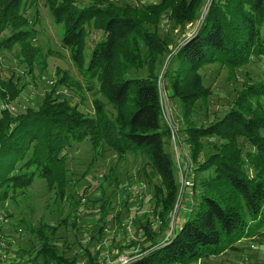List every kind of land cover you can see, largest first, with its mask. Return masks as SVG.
Masks as SVG:
<instances>
[{"label":"trees","instance_id":"16d2710c","mask_svg":"<svg viewBox=\"0 0 264 264\" xmlns=\"http://www.w3.org/2000/svg\"><path fill=\"white\" fill-rule=\"evenodd\" d=\"M83 1L79 5L75 0H47L51 16L62 26L61 41L69 49L75 68L83 75L88 90L95 88L94 83L98 85L95 93L104 102L95 99L93 113L89 115L76 104L48 94L37 108H28L21 114L13 116L9 109L0 110V203L15 198L16 191L28 189L35 178L42 179L48 188H55L62 197L67 183L65 151L72 144L87 142L95 153H113L116 165L129 155L146 159L149 172L143 168V176L150 183L152 179L157 180L152 184L154 204L150 212L162 221L160 227H152L154 219L140 213L141 201L135 209V196L125 200L121 212L119 208L114 211L116 205L109 197L104 199L102 192L104 181L118 185L113 167L104 180H99L97 198L84 204L79 199L85 195L80 193L75 202V206L81 204L91 215L98 213L86 236L87 246L96 247L107 236L105 231L113 219H118L120 225L134 211L133 231L138 242H131L125 248L136 251L137 256L129 264H195L198 260L219 256L251 237L264 226L262 118L250 108H232L210 124L196 125L188 119L196 103L204 101L209 94L199 74L203 66L220 63L230 71L242 66L253 54L264 56V0H207L205 3L204 0H159L140 7L117 6L108 0ZM23 2L0 0V58L3 51L18 46L19 58L31 74L34 65L44 64V57L32 44V29L20 14ZM209 2L205 19L195 34ZM167 16L175 26L193 27L173 47L158 79V59L169 46L160 38L157 28ZM89 23L102 31L103 38L95 44L86 62L84 25ZM141 70H145L146 77L129 75L130 71ZM64 77L60 83L69 82L81 90L79 84ZM166 78L171 89L169 97L179 101L186 122L182 130L185 137L175 133L176 145L183 152L186 181L190 171L194 170L197 177L209 172L206 178L198 177L191 184L189 191L195 202L189 200L183 205L188 186L185 184L179 199L180 183L174 174V164L164 150V139L173 128L166 121V115L165 124L161 122L165 114L161 92L165 99L168 96ZM12 79L4 81L0 77V103L9 104L20 95L19 79ZM250 88L245 92L252 99L259 93ZM257 89L262 88L254 86ZM107 106L110 111L106 110ZM238 137H243L255 149V154L246 153L247 162L240 156ZM212 138L226 142L217 147L213 145L214 153L202 159L204 140ZM192 163L195 168L191 167ZM249 168L257 170L259 175H249ZM180 203L182 209H179ZM173 215L174 222L170 218ZM74 217L71 222L65 218L56 226H39L35 231L39 248L30 253L33 258L27 255L25 264H36L37 259L41 264H79L76 256L66 259L59 254L57 244H50L48 235H54L61 225L68 224L74 231L78 230V220ZM9 229L11 237L16 230L11 226ZM170 230L171 237L165 241ZM109 245L117 247L110 240ZM83 252L86 264H100V251L84 247Z\"/></svg>","mask_w":264,"mask_h":264},{"label":"rangeland","instance_id":"374dc122","mask_svg":"<svg viewBox=\"0 0 264 264\" xmlns=\"http://www.w3.org/2000/svg\"><path fill=\"white\" fill-rule=\"evenodd\" d=\"M75 1L79 5L85 3L83 0ZM108 1L117 6L130 4L140 7L142 5H148L149 3H156L159 0ZM206 1L204 0V3ZM19 11L22 17L26 19L28 27L32 29V37L34 38L32 44L42 52L41 56L44 57V64L34 65L32 73L29 74L28 67L19 58L20 48L18 46H15L10 51L2 52L0 58V77L4 81L10 77H14V80L19 79L18 86L21 93L16 100L9 104L0 103V110L9 109L13 116L21 114L28 108H37L41 104L44 96L51 94L52 98L68 100L76 104L80 111L91 115L93 113V101L99 99L104 102V100L95 93L98 85L94 83L95 88L88 90V84L85 82L83 75L75 68L69 49L63 46L61 41L63 33L62 26L51 16L47 0H24ZM192 27L188 24L183 29L175 26L168 16L162 18L157 32L160 38L167 41L169 47L158 59L156 66L158 79L161 77V73L167 65V60L170 57V52L173 47L183 37L191 33ZM84 28L86 33L85 60L87 62L91 50L103 38V33L100 29L93 27L92 23L85 24ZM3 35H7V31L3 32ZM199 74L202 77L204 87L208 88L209 94L204 101L199 100L196 103L195 110L190 114L188 122H193L196 125L210 124L217 121L232 108H250L252 113L260 116L264 122V87H262L264 86V56L253 54L242 66L231 69L230 71L220 63L207 64L200 69ZM129 75L146 77L147 74L145 70H141L138 72L130 71ZM62 76H65L64 78L67 77L68 80L72 81L71 83L79 84L81 90L73 87L69 82L68 84H66L67 82L60 83ZM165 86L168 95L166 96V107L169 118H167L165 110L163 109L165 114H162L161 122L163 125L165 124L164 115H166V121L173 128L171 127L170 134L164 139V150L174 164V174L178 178V183H180L178 197L180 199L185 186V163L181 159L176 160V157L182 154V150L176 145L175 133L178 132L182 137H185L182 130L186 122L182 118L179 101L176 98L169 97L171 94L169 78L165 79ZM254 86H261L262 89L254 90ZM247 88L259 94L252 99L247 98V93L245 92ZM246 100L249 102H246ZM238 103L242 107L239 108ZM106 110L110 111V107L107 106ZM247 112L249 113V111ZM260 134L264 136V124L260 130ZM221 142L225 143L226 141L217 138L204 140L205 148L202 153V159L212 155L214 153L212 150L213 145L217 147ZM237 142L241 149L240 156H242V160L246 161L247 152H253L255 154V149L243 137H238ZM186 150L189 152L188 148ZM65 154L67 183L62 197L59 196L55 188H48L42 179L35 178L28 189L18 190L16 191L15 198H10L0 203V213L2 212L7 218L9 227L11 226L13 230L20 227L23 230L21 234L15 237L13 242V251L15 250V256L21 260V264H25V261L31 256L30 253L36 252L35 250L39 248L40 243L35 235V231L39 226L43 224L51 227L56 226L59 222L65 220V218L68 222H71L72 216L74 215L75 217L73 219H78V230L74 231L68 224L66 227L61 225L54 235L48 233L49 238H51L49 240L50 244L54 242L57 244L59 254L63 255L66 259H72V257L76 256L78 262H85L83 248L86 247V249L96 250L94 245L87 246L86 236L97 221L98 213L95 211L94 215H91L90 211L87 210L85 212V207H82L81 204L75 206V202L78 201L77 199H79L78 195L80 193H84L85 198H87L84 204L88 203L91 199L97 198L100 195L97 194V191L100 189L98 182L99 180H104V177L109 174L110 168L114 167L113 174L118 180V185L112 181L111 184L104 181L102 192L104 199L109 197L113 205H116L114 211L119 208L121 212L122 210L120 208L125 200H129L130 196L132 199H134V196L136 197L135 194L129 193L126 190L129 187H135L139 195L143 194V200L141 201V205H143L142 211L149 214L150 209L153 207L152 184L157 183V180L152 179L150 183L146 180V176H143L141 172L143 168L149 172L148 164L143 156L129 155L124 161H120L116 165V157L113 153H95L87 142L79 145L72 144L65 151ZM191 167L195 168V165L192 163ZM247 170L251 176L256 177L259 175L258 171L253 168ZM189 174L190 177L187 182L188 191L186 190L184 194L183 202H181L182 205L189 200L195 202L192 198V193L189 191L191 190V184L198 177L206 178L209 172L201 175L198 174V177L194 174V170L193 172L190 171ZM139 186H142V188ZM124 187L125 190H123ZM81 199L83 197L79 199L80 202ZM181 203L179 209H182ZM118 221V219H113L109 223V229H106V238L124 252L126 248L123 247L122 242L115 235L119 228ZM171 221L174 222V220ZM172 227L173 223L171 225ZM31 257L33 258V255ZM243 257H247L250 264H264V226L254 232L251 237L235 244L232 248H228L223 254L202 259L201 263L236 264ZM36 264H41V262L37 259Z\"/></svg>","mask_w":264,"mask_h":264},{"label":"built area","instance_id":"2783aa9c","mask_svg":"<svg viewBox=\"0 0 264 264\" xmlns=\"http://www.w3.org/2000/svg\"><path fill=\"white\" fill-rule=\"evenodd\" d=\"M187 182L188 180L186 181V177H185L186 185L188 184ZM139 187L142 188V186H139ZM126 190L129 193L136 195V206H135V209H136L140 201L143 200L142 199L143 194L139 195L137 188L135 187H129V188H126ZM84 202H85V198L81 199V203H84ZM134 213L130 214L126 218V220L119 225V228L117 229L116 234H115L117 239H119L120 242H122L124 247H128L131 242H138L135 237V233L133 231V224H134L135 215H136V213L135 214ZM140 213H146V212L140 211ZM149 215H150V218L154 219L152 223V227L158 228L162 225V221L159 218L155 217L152 212H150ZM170 218L171 220H175L174 215ZM0 228H1L0 230V264H21V260L15 256V250L13 251V246H14L13 242H14L15 237L22 233V229L20 227L17 228L16 231L13 234H11V237H9L8 235L9 222L2 212L0 213ZM171 233H172V230H170V232L164 238L165 241L171 237ZM106 234H107V231H106ZM96 250L101 252V255L99 258L100 264H129V262L137 256V253L134 250L131 251V250L126 249L124 252H122V250H120L119 248L109 245V240L106 237L100 242V244L96 246ZM16 251H19V250H16ZM126 251L128 254L126 253ZM131 253H133V255H131ZM79 264H86V263L84 261H81ZM195 264H202L201 260H198ZM236 264H250V262L247 257H243L241 260H239L238 263L236 262Z\"/></svg>","mask_w":264,"mask_h":264},{"label":"water","instance_id":"95a60500","mask_svg":"<svg viewBox=\"0 0 264 264\" xmlns=\"http://www.w3.org/2000/svg\"><path fill=\"white\" fill-rule=\"evenodd\" d=\"M210 4H211V2H209V4H208V6L206 7V9L204 10V12H203V14H202V16H201V18H200V22H199V25H198V28H197V30H196V32H195V34L198 32V30L200 29V26H201V24L203 23V21H204V19H205V16H206V14H207V12H208V9H209V7H210ZM159 87H160V89H161V82L159 83ZM161 96H162V98H163V107H164V110H165V113H166V115H167V118H169L168 116V110H167V107H166V99H165V97H164V95H163V93L161 92Z\"/></svg>","mask_w":264,"mask_h":264},{"label":"crops","instance_id":"0c3cea01","mask_svg":"<svg viewBox=\"0 0 264 264\" xmlns=\"http://www.w3.org/2000/svg\"><path fill=\"white\" fill-rule=\"evenodd\" d=\"M181 152H182V151H181ZM182 153H183V152H182ZM176 156H177V155H176ZM182 156H183V154L177 156V157H176V160H177V161H178V159H179V160H180V159L182 160ZM183 162H184V161H183ZM187 203H188V201L185 202V204H187ZM182 217H183V214H182ZM8 231H10V229H8ZM244 240H245V239H244ZM242 241H243V240H241V241H239V242H242ZM239 242H238V243H239Z\"/></svg>","mask_w":264,"mask_h":264}]
</instances>
